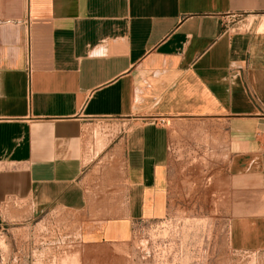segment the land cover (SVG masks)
<instances>
[{
  "label": "crops",
  "instance_id": "obj_1",
  "mask_svg": "<svg viewBox=\"0 0 264 264\" xmlns=\"http://www.w3.org/2000/svg\"><path fill=\"white\" fill-rule=\"evenodd\" d=\"M207 163L229 251L264 255V0H0V209L123 245Z\"/></svg>",
  "mask_w": 264,
  "mask_h": 264
},
{
  "label": "rangeland",
  "instance_id": "obj_2",
  "mask_svg": "<svg viewBox=\"0 0 264 264\" xmlns=\"http://www.w3.org/2000/svg\"><path fill=\"white\" fill-rule=\"evenodd\" d=\"M253 21V17L243 16L232 17L229 23L244 31ZM111 129L90 133L89 153L99 145L98 137ZM204 166L203 172L195 173L196 178L186 176L189 191L201 190L202 197L176 203L161 221H135L132 242L123 245L84 246L74 223L81 215L57 208L38 213L22 203L3 205L0 264H264L263 254L233 256L229 251L231 212L226 203L208 197L214 168L209 163Z\"/></svg>",
  "mask_w": 264,
  "mask_h": 264
},
{
  "label": "built area",
  "instance_id": "obj_3",
  "mask_svg": "<svg viewBox=\"0 0 264 264\" xmlns=\"http://www.w3.org/2000/svg\"><path fill=\"white\" fill-rule=\"evenodd\" d=\"M235 17H236V16H234V18H235ZM238 29H240V28H238ZM138 223H139V222H138ZM141 223H142V224H145V221H141Z\"/></svg>",
  "mask_w": 264,
  "mask_h": 264
}]
</instances>
